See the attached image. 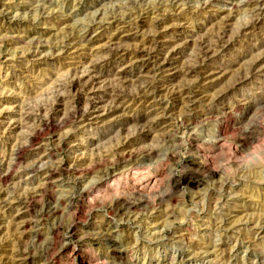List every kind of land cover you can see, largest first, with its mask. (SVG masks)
<instances>
[{"label": "rangeland", "instance_id": "obj_1", "mask_svg": "<svg viewBox=\"0 0 264 264\" xmlns=\"http://www.w3.org/2000/svg\"><path fill=\"white\" fill-rule=\"evenodd\" d=\"M248 1L0 0V264H264V62L249 70L264 55V17L254 18L257 0ZM227 17L231 43L199 74L159 73L155 98L130 99L116 114L105 113L103 102L100 120L77 126L87 96L58 91L76 71L95 63L107 79L119 73L136 94L139 77L149 71L136 50L156 19L166 27L161 44L178 48L174 67H181L199 57L193 42L216 34ZM113 18L123 23H109ZM69 39L74 45L56 53ZM110 43L117 55L102 52ZM34 50L41 53L30 58ZM206 71L215 74L204 79ZM182 83L192 104L171 94ZM105 86L103 79L96 85L101 97ZM57 93L64 95L61 104ZM231 104L239 105L224 123L222 143L207 145L202 134L215 123L205 128L193 119ZM148 119L163 123L152 127ZM126 137L134 143L127 145ZM41 154L47 169L55 166L49 182L46 174L31 173ZM114 163L121 175L92 186ZM131 204L141 206L131 211ZM69 227L78 230L75 243ZM112 227L119 249L129 247L122 260L101 241ZM17 252L22 255L15 258Z\"/></svg>", "mask_w": 264, "mask_h": 264}, {"label": "bare ground", "instance_id": "obj_2", "mask_svg": "<svg viewBox=\"0 0 264 264\" xmlns=\"http://www.w3.org/2000/svg\"><path fill=\"white\" fill-rule=\"evenodd\" d=\"M178 1V0H177ZM255 1V0H254ZM247 3L251 4L252 0H249ZM254 3V2H253ZM256 7L254 8V10L252 12L254 15V18H258L261 20V18L264 17V0H257L255 1ZM254 7V6H253ZM1 15V13H0ZM252 15V16H253ZM132 17H129L126 19L129 21H131ZM139 18V17H138ZM230 17L224 18L222 19V22H219V27L217 28L218 31L216 34H205V36L200 37L199 39H197L196 42H193V44L198 48L197 50L199 51V57L198 59H195L193 64H184L181 67H174V58L175 56L178 54V48L177 47H166L165 44H161V38L163 37V33L165 32L166 27L164 26L165 23L161 22L159 19H156L154 22V26H152V28H154L155 31H153V33H149L146 34V38L143 41V44H141V46H139L138 50H136V60L139 63H142L143 66H147V69L149 71H146V74L143 76L139 77L138 80V91L136 94H131L130 92H128V90L125 89V87L123 86L124 81L123 79L120 77L119 73H114V77L113 79H107L105 78L102 73H100L97 69V65L95 63H92L89 65V69L87 71L84 70H78L76 71V73L73 75L72 79L70 81H68L67 85L68 86H63L60 85L58 86L59 89L58 91L62 90L64 87H68L69 90L72 89L73 91H75V93H77L78 96H87L86 98V108L84 110V113L82 114V116L80 117V121L76 124L79 127H84L87 126L88 123H95L96 121L100 120L102 118V116L99 114V111L101 109V104L103 102L108 103L109 105L105 106V113L108 114H116V113H120V110H122V108L120 107V105H123L124 103H126L127 101H129L130 99H140V100H149L150 98H155L157 96V90L159 89L158 87H155V81L157 80V75L159 73H165L167 71H171L173 72L174 75H192V74H199V70L202 68L203 63L206 60H211L215 57L216 53L221 50L223 51L224 49H226L228 47V45L231 43H229L228 39H229V34H230V30H229V25L228 22ZM41 22V21H40ZM121 20H118L116 18H113L110 20L109 23L112 24H118L121 23ZM123 23V22H122ZM127 23V22H126ZM125 23V24H126ZM102 23H97L96 27L101 26ZM136 25L138 28H142L144 24V22L139 21L136 22ZM221 25V27H220ZM223 25V26H222ZM231 25V24H230ZM252 25V24H251ZM254 26V25H253ZM145 27V26H144ZM94 28H91L89 31L86 32L85 36L83 39H87L88 37H90V35L93 33ZM143 29V28H142ZM251 29V26L249 27L246 26V28L244 27V31ZM253 29V28H252ZM138 30V29H137ZM141 31V30H140ZM137 33V32H136ZM232 33V32H231ZM231 39V38H230ZM84 41V40H83ZM110 41V40H109ZM74 40L69 39L68 41L64 42L63 46L61 45L58 48H55L56 53H64L65 51H67L68 49H70L73 45H74ZM113 43H110L108 46L104 47L102 49V52L109 54V55H117L118 49L115 48L113 46ZM42 47V46H41ZM117 47V46H116ZM41 50V49H40ZM41 52L39 50H34L32 53H30V58L31 57H38L39 54ZM108 55V56H109ZM193 62V61H192ZM264 62V55L260 56L259 59H257L255 62H253L252 66L250 67V72L254 73L255 71H258L257 69L260 68V65ZM263 65V64H262ZM261 65V66H262ZM81 68V67H80ZM263 68V67H262ZM219 70H221V72L223 71L222 68H218ZM261 70V68L259 69ZM214 72V71H213ZM211 71H206L205 73H202L205 75V78H211L212 75H214L215 73H213ZM249 72V71H248ZM249 72V73H250ZM261 72V71H259ZM244 73V72H243ZM262 73V72H261ZM193 76V75H192ZM240 76V75H239ZM242 76V74H241ZM251 76V75H250ZM253 76V75H252ZM249 76H247L248 78ZM203 78V77H202ZM244 78V77H243ZM243 78H241L239 80V82L243 81ZM246 78V79H247ZM250 78V77H249ZM100 79H103L104 83L106 84L105 86V97H101L99 96V89L96 87L98 81ZM236 79V80H237ZM208 80V79H207ZM237 80V81H238ZM113 82H121L120 87H117L116 85H113ZM236 83V82H235ZM137 84V82H136ZM65 85V84H64ZM157 85V83H156ZM233 85V84H231ZM240 85V84H239ZM189 86H187L185 83H182L180 85H178L177 87H175L172 91L171 94L176 98H180L184 104L186 103H191L192 99L190 96H188V92L190 91L188 89ZM66 90V89H65ZM64 90V91H65ZM59 91V92H60ZM170 91V90H169ZM71 92V91H70ZM191 92V91H190ZM70 94V93H69ZM170 94V93H169ZM168 94V95H169ZM224 94V93H223ZM57 103L61 104V102H63V98L64 95L61 93H57ZM194 95V94H193ZM221 95V94H220ZM198 97V96H197ZM217 97V96H216ZM223 97V96H222ZM66 98V96H65ZM106 98V100H105ZM138 99V100H139ZM178 99V100H180ZM154 100V99H153ZM208 101V100H207ZM220 101V100H219ZM157 102V100H156ZM194 102V101H193ZM56 103V102H55ZM239 103V102H237ZM192 104V103H191ZM240 104V103H239ZM238 104V105H239ZM236 105V106H238ZM229 106V105H228ZM235 104H231L229 107H225L222 108L221 106H217V108L215 107V109H210L208 111H203L199 114H197V116L193 119V124H202L203 127H209L210 124L215 123V126H213V129H206L205 130V135L204 137L205 139V143L207 145H212V146H218L220 145V143H222L223 138H224V134L226 131V127L224 126V123H227V120L230 119L229 116L234 112L235 110ZM188 107V106H187ZM186 106L184 108H187ZM190 108V107H189ZM193 108V107H192ZM57 109V108H56ZM184 110V109H183ZM188 110V109H187ZM186 111V110H185ZM189 111V110H188ZM77 112V111H76ZM80 112V111H78ZM77 112V113H78ZM183 112V111H182ZM73 113V112H71ZM31 114V112H30ZM52 115V114H51ZM54 115V114H53ZM70 115V114H69ZM235 115V114H234ZM22 116V115H21ZM77 116V115H76ZM177 116V115H176ZM186 116V115H185ZM29 114L23 115L22 118L24 120L29 119ZM188 117V116H187ZM73 118V117H72ZM119 118V117H118ZM161 118V117H160ZM70 119V118H69ZM68 120V119H67ZM66 120V121H67ZM162 120V119H161ZM160 119H156L155 121H153L152 119H148L149 123L152 125V127H159L161 126V124L163 123ZM234 120V119H233ZM65 121V120H63ZM191 122V121H190ZM235 122V121H234ZM61 123V122H60ZM63 124V123H61ZM186 124V123H185ZM68 125V124H67ZM139 124L135 125L136 127ZM192 125V124H191ZM58 126V125H57ZM190 126V125H189ZM229 126V125H228ZM227 126V127H228ZM168 127V126H166ZM194 127V126H193ZM194 130V129H192ZM163 131L165 132L166 130L163 128ZM199 131V129H198ZM163 132V133H164ZM204 131H202L203 133ZM71 134V133H70ZM168 137H170L169 133ZM175 134V133H174ZM67 136V135H66ZM37 137V136H36ZM164 137V136H163ZM167 137V136H166ZM167 137V138H168ZM172 137V136H171ZM170 137V139H171ZM162 138V137H161ZM167 138L164 137L163 142H167ZM196 138V137H195ZM202 138V137H201ZM30 139V138H28ZM204 139V138H203ZM208 139V140H207ZM161 140V139H160ZM169 140V139H168ZM197 140V139H196ZM29 141H34V139L32 138ZM28 141V142H29ZM126 143L128 144H132L133 139L126 137ZM162 141V140H161ZM170 141V140H169ZM200 141V140H199ZM203 142V141H202ZM201 142V143H202ZM34 143V142H33ZM134 143V142H133ZM162 143V142H161ZM169 143V142H168ZM163 145V144H162ZM122 146V145H121ZM130 147V146H129ZM127 146V148H129ZM160 147V145H159ZM164 147V146H163ZM121 148V147H120ZM124 148V147H123ZM165 148V147H164ZM213 148V147H212ZM123 152V151H122ZM140 152V151H139ZM154 153V152H153ZM19 154V153H18ZM121 154V153H120ZM123 154V153H122ZM131 154V152H130ZM157 154V153H156ZM49 155V154H48ZM128 154H126L127 156ZM151 155V154H150ZM155 155V154H154ZM17 156V155H16ZM42 156V154H41ZM106 156V155H105ZM110 156V155H109ZM116 156V155H114ZM148 156V155H147ZM152 156V155H151ZM43 157V156H42ZM99 157V156H98ZM103 157V155L101 156ZM134 157V156H133ZM144 157V156H143ZM50 159V157H48ZM138 158V157H137ZM16 159V158H15ZM52 159V158H51ZM111 159V158H110ZM145 159V158H144ZM152 159V158H151ZM85 160V159H84ZM94 160V159H93ZM98 160V159H97ZM102 161H104L103 159H101ZM139 160V159H138ZM196 160V159H195ZM37 161V160H34ZM82 161V160H81ZM90 161V160H89ZM96 161V160H94ZM93 161V162H94ZM106 161V160H105ZM104 161V163H105ZM121 161V160H120ZM131 161V160H130ZM192 161V159H191ZM77 162V161H76ZM146 162V161H145ZM92 163V162H91ZM123 163V162H122ZM149 163V162H148ZM189 163V162H188ZM34 164V163H32ZM83 164V163H81ZM80 164V165H81ZM89 164V163H88ZM94 164V163H93ZM103 164V163H102ZM109 164V162L107 163ZM138 164V162H137ZM136 165V164H135ZM75 166V164L73 165ZM96 166V165H95ZM98 166V165H97ZM144 166V164H143ZM57 167V165H56ZM80 167V166H79ZM133 167V166H132ZM145 167V166H144ZM28 168V166H27ZM55 168V166L53 167ZM52 169H47L46 167V162H45V157L40 158V160L31 168V173H36V174H46L45 177V181L49 182L51 180L54 179L55 176V172ZM60 168V167H59ZM68 168V167H67ZM89 168V167H88ZM121 167H119L118 165H116L115 163L112 165H107L105 166L103 169L100 170L99 174L94 176L92 178V180L90 181L92 186H101V184L108 179L110 176L112 175H116V174H120L121 173ZM126 168V167H125ZM15 169V168H14ZM30 169V168H29ZM91 169V168H90ZM138 169V168H137ZM147 169V168H146ZM13 170V169H12ZM75 170V169H74ZM73 170V171H74ZM88 170V169H87ZM126 170V169H125ZM142 170V169H141ZM23 171V170H22ZM58 171V170H56ZM72 171V170H71ZM76 171V170H75ZM123 171V170H122ZM20 172V171H19ZM82 172V171H81ZM18 173V172H17ZM16 173V174H17ZM25 173V172H24ZM94 171H89V175L93 174ZM97 173V172H96ZM28 174V173H27ZM68 174V173H67ZM79 174V173H78ZM87 174V173H86ZM95 174V173H94ZM125 174V173H124ZM72 175V174H71ZM85 175V174H84ZM83 175V176H84ZM121 175V174H120ZM9 176V175H8ZM7 176V177H8ZM13 176V174H12ZM23 176V175H21ZM29 176V175H28ZM31 176V174H30ZM69 176V175H68ZM67 176V177H68ZM87 176V175H86ZM43 177V176H42ZM88 177V176H87ZM116 177V176H115ZM114 177V178H115ZM121 177V176H120ZM14 178V177H13ZM20 178V176H19ZM24 178V177H23ZM75 178V177H74ZM119 178V177H118ZM7 179V178H6ZM18 179V178H17ZM34 179V178H33ZM84 180H89V179H85L84 177L82 178ZM84 182V181H83ZM180 183V182H179ZM51 184V183H50ZM49 184V185H50ZM53 184V183H52ZM119 184V183H117ZM116 184V185H117ZM48 185V186H49ZM82 185V184H80ZM121 185V184H120ZM148 185V184H147ZM45 187V186H44ZM145 187V186H144ZM149 187V185H148ZM57 188V187H56ZM86 188V187H85ZM84 188V189H85ZM119 188V187H118ZM141 188V187H140ZM139 188V189H140ZM40 189V188H39ZM54 189V188H53ZM143 189V188H142ZM146 189V187H145ZM136 190V189H135ZM150 190V188H149ZM87 191V190H85ZM84 191V192H85ZM139 191V190H138ZM39 195L44 194L45 192L47 193V190L44 192L43 190H39L36 191ZM54 192V191H53ZM52 192V193H53ZM135 192V191H134ZM143 192V191H142ZM145 193V192H144ZM135 194V193H134ZM138 194V192H137ZM142 194V193H141ZM32 195V194H31ZM37 195V194H36ZM49 195V194H48ZM54 195V194H53ZM38 196V195H37ZM36 196V197H37ZM35 197V196H34ZM50 197V196H49ZM55 197V196H52ZM51 197V198H52ZM48 198V197H47ZM140 198V197H139ZM26 199V198H25ZM33 199V198H32ZM44 199V198H43ZM30 200V199H29ZM28 200V203H29ZM45 200V199H44ZM150 200V199H149ZM163 201V198L161 199ZM118 202V201H117ZM148 202V200L146 201ZM18 203H21L20 201ZM137 203V202H136ZM149 203V202H148ZM26 207V203H21V205H24ZM118 204V203H117ZM142 204H144V201L142 202ZM147 204V203H146ZM18 205V204H17ZM123 205V204H122ZM126 205V204H125ZM123 205V206H125ZM132 205V204H131ZM112 206V205H111ZM141 205H132L130 206L128 209L131 210V208L136 207V208H140ZM23 207V206H22ZM122 207V206H121ZM127 208V207H126ZM51 209V208H50ZM111 209V208H110ZM135 209V208H134ZM133 210V209H132ZM131 210V211H132ZM124 211V210H123ZM110 212V211H109ZM114 212V211H113ZM121 212V211H120ZM115 214V213H114ZM131 212L127 213V217L129 218V220L132 222L136 219L135 216L131 217ZM123 215V214H122ZM126 215V214H125ZM118 217V216H117ZM120 217V216H119ZM135 218L134 220H131ZM128 220V221H129ZM129 221V222H130ZM35 222V221H34ZM130 222V223H131ZM109 224V223H108ZM109 226V225H108ZM70 228V227H69ZM264 228V227H262ZM102 229V228H101ZM116 227H112V228H108L105 229V233L102 234L101 237V241H104L105 243H109L110 248H112V253L116 256V258H120L121 260L123 259V255L126 254L128 252L129 247L125 248L124 250L119 249L120 247H118V244L120 243V241H118L116 238V231H115ZM69 240L71 241V243H75V241L77 240V235H78V230H76L74 227H71L69 229ZM104 231V229H103ZM118 236V235H117ZM166 236V235H165ZM57 238V237H56ZM69 242V241H68ZM79 242V241H78ZM129 242V241H128ZM127 243V242H126ZM67 244V243H65ZM69 244V243H68ZM131 243H127L126 245H130ZM77 247V246H76ZM81 248V247H80ZM22 254H20V252L15 254V258H18L19 256H21ZM76 255H79V253H77ZM23 257V256H22ZM173 260L176 259V256H174L173 258H171ZM97 260V259H96ZM22 261V260H21ZM86 261V260H85ZM175 262V261H174ZM90 263V262H89ZM83 264H86L85 262H83ZM95 264V263H94ZM120 264H123V261L120 262Z\"/></svg>", "mask_w": 264, "mask_h": 264}]
</instances>
